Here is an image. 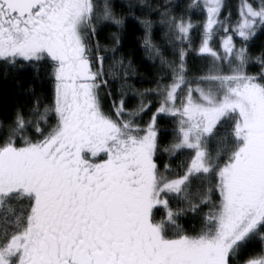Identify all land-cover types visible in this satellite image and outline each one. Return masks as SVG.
<instances>
[{
  "label": "snow or ice",
  "instance_id": "1",
  "mask_svg": "<svg viewBox=\"0 0 264 264\" xmlns=\"http://www.w3.org/2000/svg\"><path fill=\"white\" fill-rule=\"evenodd\" d=\"M138 6L161 68L143 91L120 34L96 39L125 26L110 0H0V63L47 66L51 82L47 103L0 121V264H264V51H250L264 0Z\"/></svg>",
  "mask_w": 264,
  "mask_h": 264
},
{
  "label": "trees",
  "instance_id": "2",
  "mask_svg": "<svg viewBox=\"0 0 264 264\" xmlns=\"http://www.w3.org/2000/svg\"><path fill=\"white\" fill-rule=\"evenodd\" d=\"M103 3V0H98ZM114 5L115 10L118 14H124L127 16L124 28L118 29L112 24H102L99 26L98 39L101 45L112 44V34H120L119 51L116 53V57L125 58L126 62L131 60L134 74L130 80V83L135 89L143 91L145 89H151L155 87V81L161 75V68L159 61H153L148 57L143 49L142 37L143 29L142 26L129 15V5H136L133 9L136 16L143 18V14L140 11L139 3L140 0H110ZM147 3H156L158 0H145ZM172 4L177 6L176 10L179 12L189 2V0H171ZM229 6L235 10V6L238 0H227ZM153 19L158 20L159 17L155 14L152 16ZM199 16H194V19H199ZM166 29L157 24L154 30V39L158 44H162L168 49L165 54L169 59L171 56V49L168 48L167 44L163 41L164 33ZM199 39L196 37L194 47L198 46ZM250 51L252 55L259 56L264 51V33L258 34L254 40L250 43ZM111 56V52L108 53ZM188 67L192 76H199L203 74V69L206 62L196 54L195 51L189 53ZM110 62V61H109ZM259 70L258 65H251L249 67L250 72H257ZM51 82L48 78L47 66L44 67H33L25 66L24 68H5L0 63V121H8L12 119L14 112L17 109L23 110L25 113L29 109L33 108L36 99L39 97L43 103H47L45 97L50 98ZM131 95V94H130ZM137 97L129 99V106H134L138 103ZM155 111V108L152 109ZM151 117V112L144 116V120H148ZM161 127L167 129L170 126V122L167 119H161ZM164 137V143H167L170 139V132H162ZM161 163H168L169 159L167 156H163ZM178 161L173 160L172 163L175 165ZM207 211V209H204ZM200 217L189 213L181 223L186 228L199 225Z\"/></svg>",
  "mask_w": 264,
  "mask_h": 264
}]
</instances>
